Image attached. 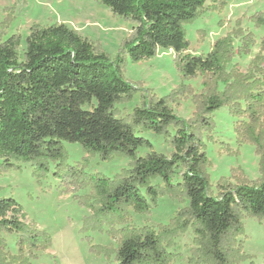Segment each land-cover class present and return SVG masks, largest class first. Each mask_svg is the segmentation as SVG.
<instances>
[{
	"label": "trees",
	"instance_id": "16d2710c",
	"mask_svg": "<svg viewBox=\"0 0 264 264\" xmlns=\"http://www.w3.org/2000/svg\"><path fill=\"white\" fill-rule=\"evenodd\" d=\"M95 1L134 25L113 61L64 24L32 26L22 57L18 54L19 35L0 40V167L9 171L15 162L30 164L40 181L54 165L63 184L91 187L99 207L95 202L88 204L95 213L83 220L84 233L101 231L130 208L145 213L164 194L182 195L188 207L159 233L150 228L126 233L114 251L115 264H172L169 251L174 239L189 228L200 239L198 260L191 264L245 261L235 248L236 239L244 233L245 217L264 222V179L257 185L225 187L215 196L206 171L204 135L215 127L210 116L226 106L238 115L242 111L239 104H245L253 119H264L263 81L226 75L225 65L234 51L229 37L218 41L207 55L183 56L190 46L185 25L198 19L208 0ZM254 19L258 26L264 25L263 16ZM241 37V54H248L253 36L239 32L237 38ZM160 50L177 54L176 66L185 81L203 78V93L193 97L196 112L191 122L177 117L171 106L180 97L193 96L191 89L182 86L157 98L142 93L124 76L129 62L152 60ZM259 56L264 58L262 53ZM139 94L141 104L127 120L120 118L117 107L131 103ZM249 130L257 150H263L264 135ZM146 133L168 141L175 150L173 157L155 153L153 144L142 136ZM64 143L79 144L85 153L103 162L115 157L129 159L131 168L113 179L84 174L67 165ZM142 150L149 153L140 157ZM261 169L264 173L263 165ZM178 174L181 180L176 183ZM156 179L163 182V188L152 186ZM20 215L21 207L14 199H0V247L2 234H14L19 249V256L9 258L0 248V264H32L34 252L52 245L47 233L26 225ZM90 251L110 255L100 247Z\"/></svg>",
	"mask_w": 264,
	"mask_h": 264
},
{
	"label": "rangeland",
	"instance_id": "374dc122",
	"mask_svg": "<svg viewBox=\"0 0 264 264\" xmlns=\"http://www.w3.org/2000/svg\"><path fill=\"white\" fill-rule=\"evenodd\" d=\"M259 15L264 20V0H218L216 4L208 0L198 19L185 25L190 46L183 56L207 55L218 41L229 37L233 39L234 51L232 60L225 65L226 75L234 77L238 74L263 81L264 91V61H260L262 56H259L262 53L264 57V25L258 26L254 19ZM55 24H64L77 31L112 61L119 55L134 26L126 19L114 16L95 0H0V40L19 35L22 38L18 50L20 57L24 54L25 41L32 26ZM239 32L253 36L248 54H241L244 37L237 38ZM176 58L173 50H160L152 60L138 64L129 62L124 76L142 93L149 92L157 98L167 97L182 86L191 89L193 96L180 97L177 104L171 105L177 117L191 122L196 112L193 97L203 93V78L198 76L185 81L176 66ZM141 97L139 94L131 103L118 106L119 117L127 120L133 109L141 104ZM239 105L241 114L234 115L231 107L226 106L211 115L215 127L204 135V153L208 160L206 171L215 196L225 187L244 183L257 185L264 179L261 169V165L264 168V149L262 153L257 150L249 130L264 135V119L261 116L253 119L245 104ZM142 136L153 144L155 153L168 159L173 157L175 150L164 138L152 133ZM63 145L68 155L67 165L84 174L113 179L131 168L129 159L115 157L103 162L98 156L85 153L79 144ZM148 153L142 150L140 157ZM14 164L9 171L0 167V199H14L21 207L19 217L22 222L52 238V245L46 251L34 252L32 264H115L114 251L128 231L150 228L159 233L162 227L172 223L179 211L188 207L182 195L171 197L164 194L145 213L130 208L120 217L116 216L111 224L104 225L101 231L84 233L83 220L95 213L88 204L95 202L99 207V199L91 187L81 183L63 184L55 174L54 165L51 173L38 181L30 164ZM180 180L181 174H178L175 182ZM151 184L163 188L159 179ZM243 226L244 233L236 239L235 248L247 259L241 263L236 260L233 264H264V222L247 216ZM17 238L14 234L1 236L0 248L9 258L19 256ZM92 247L104 248L110 255L93 254ZM199 251L200 239L189 228L179 232L169 252L172 264H191L198 260Z\"/></svg>",
	"mask_w": 264,
	"mask_h": 264
}]
</instances>
